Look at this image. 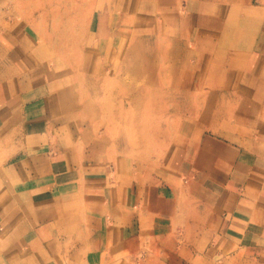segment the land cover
<instances>
[{"label":"rangeland","instance_id":"374dc122","mask_svg":"<svg viewBox=\"0 0 264 264\" xmlns=\"http://www.w3.org/2000/svg\"><path fill=\"white\" fill-rule=\"evenodd\" d=\"M145 1L0 0V46H4L0 50V79L17 77L23 70H26L24 73L31 71L37 79L43 77V70L47 74L54 70V76L48 79V92L55 93L54 98L66 93L54 105L64 106L63 111L46 112L39 117L28 116L19 95L12 94L7 102L0 104V117L4 118L0 122V177L3 168L15 165L16 160L36 145L45 151L47 158L56 138L60 140L63 136L75 144L69 149L73 161L64 171L72 177V182H83L81 156L88 153L90 158L85 163L101 166L103 173L110 172L112 177L133 173L138 177L137 182L145 183L153 177L161 179L172 171L180 172L176 150L187 149L191 144H200V149L205 139L218 137V130L227 128L248 150H256L253 160L259 166L252 167V179L248 181L253 186L264 187V71L257 74L259 81L248 79L246 86L235 82L241 72L249 69L248 62L244 61L245 49H237L238 36H232L235 45L229 41L200 45L196 58V52L189 47L184 60L187 64L181 68L175 66L179 62V47L185 49L189 39L182 36L184 42L180 45L169 33L162 40L158 39L160 36L141 34L143 29L151 26L154 29L161 23L158 19L153 22L143 18L141 7ZM178 2L171 4L168 16L178 14L180 21L185 0ZM230 3L231 9L238 7L237 1L230 0ZM138 6L141 9L137 10ZM126 13L132 18H126ZM116 17H119L117 34L112 30ZM164 18L166 25L168 19ZM199 24L203 28L209 26L205 14ZM248 33L247 29V42L250 41ZM15 35L23 45L21 59L12 58L9 39ZM145 43H151L156 49L143 50ZM102 63L111 71L98 76L97 67ZM152 75L154 82L150 81ZM175 78L182 81L177 82ZM42 85L45 82L36 84L35 89ZM175 90L181 91L182 96L174 98L171 91ZM14 99L18 107L13 109V102L9 100ZM39 148L31 155L36 156ZM55 148L57 152L62 149L59 145ZM36 163H22L28 170L40 169L44 175L34 183L30 181L32 185L42 183L46 177L54 178L52 172L43 174L47 163ZM22 164L18 168L19 176ZM211 164L214 168L212 165V169H205L209 177L205 185L217 188L227 166ZM200 168L196 170L202 173ZM231 169L233 178L237 174ZM243 178L246 180V174ZM9 181H12L10 176L1 178L0 189ZM21 186L26 184L16 185ZM77 202L74 191L70 204L76 208ZM1 245L3 249L10 243Z\"/></svg>","mask_w":264,"mask_h":264},{"label":"crops","instance_id":"0c3cea01","mask_svg":"<svg viewBox=\"0 0 264 264\" xmlns=\"http://www.w3.org/2000/svg\"><path fill=\"white\" fill-rule=\"evenodd\" d=\"M235 1L238 7L231 9L230 0H185L178 21V14L168 16L171 4H178V0H146V5L138 6L137 10L143 9L145 20L158 19L161 23L154 29L152 26L143 29L141 34L160 36L158 39L162 40L169 33L180 45L184 42L182 36L187 37L189 44L185 49L179 47V62H175L180 68L187 64L184 63L187 48L196 52V58L200 45L210 41L222 44L229 41L235 45L232 36H238L237 49H245L244 61L249 69L241 72L235 82L246 86L249 80L259 81L257 74L264 71V0ZM131 14L124 16L132 18ZM204 14L209 25L205 28L199 24ZM159 17H167L166 25V19ZM118 21L116 17L113 22L115 34L119 31ZM247 29L249 42L245 41ZM9 41L12 58L21 59L23 45L19 36ZM150 44L145 43L143 50L156 49ZM104 64L97 67L98 76L111 71ZM25 71L11 79H0V104L15 94L22 99L28 116L63 111L64 106L54 105L66 93L61 92L60 96L57 91L59 95L54 98L55 93L47 88L54 70L48 74L43 70V77L37 79L31 71L30 74ZM150 81H156L154 75ZM41 82L45 85L35 89ZM172 95L179 98L182 92ZM11 101L13 109L18 107L16 99ZM1 119L4 118L0 117V122ZM217 133L219 138L210 136L200 149V144H191L187 149L176 150L180 172L172 171L145 183L137 182L138 177L133 173H118L114 177L110 172L103 173L101 166L85 163L90 158L86 153L81 156L83 182L76 184L64 172L73 161L69 149L75 144L70 138H56L47 158L45 151L36 145L40 149L36 156L31 155L34 148L16 160L15 165L3 168L0 177L10 176L12 180L4 182L0 189V264H264V187L253 186L248 181L252 179V167L259 166L253 160L257 152L248 150L227 128ZM56 145L62 147L61 151L57 152ZM31 162L47 163L43 174L52 172L54 178L46 177L42 183L32 185L30 181L34 183L44 175L38 168L24 167ZM194 163L201 167L202 173ZM211 163L227 166L217 188L205 185L209 180L205 169L211 168ZM231 168L237 174L233 178ZM248 169L250 173H246ZM19 183L27 187H16ZM74 191L78 196L76 208L70 204ZM7 242L10 245L1 249V244Z\"/></svg>","mask_w":264,"mask_h":264},{"label":"bare ground","instance_id":"6f19581e","mask_svg":"<svg viewBox=\"0 0 264 264\" xmlns=\"http://www.w3.org/2000/svg\"><path fill=\"white\" fill-rule=\"evenodd\" d=\"M198 31V30H197ZM126 45V44H125ZM121 47V46H120ZM148 48V47H147ZM124 49V48H123ZM121 49H119V51H120ZM148 51V50H147ZM113 53V52H112ZM147 53V52H146ZM152 53V52H151ZM125 54V53H124ZM150 54V53H149ZM183 56H184V54H183ZM121 57H122V55H121ZM119 59H120V56H119ZM125 59V58H124ZM123 59V60H124ZM183 60V59H182ZM128 61V60H127ZM124 62V61H123ZM140 61H138L137 63H139ZM136 63V64H137ZM157 63V62H156ZM123 64H125V63H123ZM127 64H128V62H127ZM92 65V64H91ZM108 66H109V64H108ZM123 66V65H122ZM155 66V65H154ZM132 67V66H131ZM130 67V68H131ZM135 67V66H134ZM138 65H137V69H138ZM157 69V68H156ZM98 70V69H97ZM122 72V71H121ZM114 73V72H113ZM144 73V72H143ZM121 74V73H120ZM87 75H89V74H87ZM100 76V75H99ZM86 77H88V76H86ZM93 78V77H92ZM147 78H148V76H147ZM206 78V77H205ZM118 79V78H117ZM125 79V78H124ZM90 80V79H89ZM91 81V80H90ZM96 81V80H95ZM121 81V80H120ZM89 82V81H88ZM94 82V81H93ZM149 82V81H148ZM87 83V82H86ZM131 83H132V81H131ZM135 83V82H134ZM136 83H137V81H136ZM123 84H125V83H123ZM133 84V83H132ZM189 85V84H188ZM119 86V85H118ZM141 86V85H140ZM116 87V86H115ZM139 87V86H138ZM89 88V87H88ZM127 88V87H126ZM134 88V87H133ZM217 88V87H216ZM93 89V88H92ZM113 89V88H112ZM115 89V88H114ZM119 89V88H118ZM141 90H143V89H141ZM180 90V89H179ZM225 90V89H224ZM94 91V90H93ZM135 91V90H134ZM215 91H216V89H215ZM145 92V91H144ZM172 92V94H180V92L181 91H177V90H175V91H171ZM132 93V92H131ZM128 94H129V92H128ZM113 95V94H112ZM121 95V94H120ZM141 95H142V93H141ZM148 96V95H147ZM218 96H220V95H218ZM138 97V96H137ZM124 98H126V96L124 97ZM128 100H130V99H128ZM126 102V101H125ZM132 105V104H131ZM125 106H127V105H125ZM134 108V107H133ZM213 113V112H212Z\"/></svg>","mask_w":264,"mask_h":264}]
</instances>
